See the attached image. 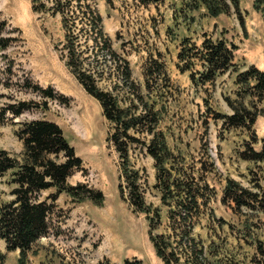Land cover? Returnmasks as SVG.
Listing matches in <instances>:
<instances>
[{"label":"rangeland","instance_id":"374dc122","mask_svg":"<svg viewBox=\"0 0 264 264\" xmlns=\"http://www.w3.org/2000/svg\"><path fill=\"white\" fill-rule=\"evenodd\" d=\"M95 1L105 31L114 48L128 58L137 81L144 80L143 63L148 54L162 53L171 84L166 91L170 144L195 155L206 149L215 162L209 180L218 197L212 206L215 215L227 222L222 228L217 226L213 235L217 243H225L221 263L264 264V213L233 208L220 200L227 178L257 190L250 169L258 167L239 157L250 139L249 132L226 129L214 115L232 112L228 98L236 96L233 75L196 87L190 72L180 70L177 57L184 36L199 43L208 33L234 42L240 48L236 60L241 64L264 69V13L256 8V0H239V14L228 1L229 10L214 17L204 7L189 8L194 0H162L149 6L139 0ZM0 13L7 21L0 34V106L25 103L26 107L19 116L7 114L8 122L0 127V149L22 160L24 145L15 134L19 124L36 119L54 121L84 160V169L75 171L68 182L86 184L103 194L102 202L96 203L89 197L73 199L61 193L49 216L48 234L34 244L26 264H97L105 259L120 264L126 257H137L144 264H164L150 241L145 215L134 212L120 196L117 153L107 142L109 125L100 103L83 88L62 56L65 31L61 16L35 12L31 0H0ZM102 85L109 87V82ZM37 87H51L57 97ZM255 131L259 137L264 135V115L258 117ZM138 163L148 167L149 184H153L151 160L139 159ZM10 179V173L0 177V204L12 199ZM52 192L54 189L44 191L41 198ZM147 199L158 202L153 191ZM198 230L204 233V229ZM0 252L5 264H19V250H7L2 239Z\"/></svg>","mask_w":264,"mask_h":264},{"label":"trees","instance_id":"16d2710c","mask_svg":"<svg viewBox=\"0 0 264 264\" xmlns=\"http://www.w3.org/2000/svg\"><path fill=\"white\" fill-rule=\"evenodd\" d=\"M159 1L139 0L144 6ZM228 1L239 14V0H194L189 8L204 7L214 17L229 10ZM31 2L35 12L61 16L65 31L62 56L83 88L100 103L109 125L107 142L117 153L120 196L134 212L145 215L157 256L164 264H222L225 243H217L213 235L217 226L222 228L227 222L214 213L212 203L218 192L209 180L216 165L206 149L198 155L189 154L169 142L166 91L171 84L162 53L148 54L141 83L134 78L128 58L114 48L95 0ZM255 6L264 13V0H256ZM241 24L245 28L243 21ZM6 26L0 13V34ZM237 49L223 36L204 33L199 43L184 36L179 42L178 65L181 71L190 72L196 87L214 84L225 74L233 75L236 96L228 98L232 112L214 115L222 119L226 129L249 132L250 139L239 157L258 167L250 169L257 190L227 178L220 200L233 208L264 213V135L259 137L255 131L258 117L264 115V70L238 62ZM106 81L109 87L102 85ZM37 89L57 97L51 87ZM25 109V103L0 106V127L8 122L9 112L16 117ZM15 134L24 145L22 160L0 149V177L10 173L13 185L12 199L0 204V239L7 250H19V264H26L34 244L48 234L49 216L61 193L73 199L89 197L96 203L102 202L103 194L86 184L68 182L75 171L84 169V160L58 123L46 119L22 122ZM139 159L151 160L153 184H149L148 167L139 164ZM50 189L54 192L42 199V193ZM150 191L157 203L148 201ZM0 264H5L2 252ZM97 264L117 263L105 259ZM120 264L144 263L137 257H126Z\"/></svg>","mask_w":264,"mask_h":264},{"label":"crops","instance_id":"0c3cea01","mask_svg":"<svg viewBox=\"0 0 264 264\" xmlns=\"http://www.w3.org/2000/svg\"><path fill=\"white\" fill-rule=\"evenodd\" d=\"M239 50H240V48H238V50L236 51V53L239 52ZM236 57H237V55H236ZM237 58H238V57H237ZM260 69H262V68H260ZM263 70H264V69H263Z\"/></svg>","mask_w":264,"mask_h":264}]
</instances>
